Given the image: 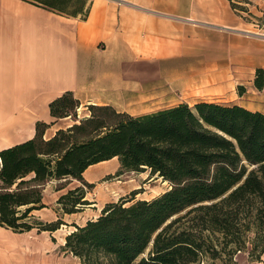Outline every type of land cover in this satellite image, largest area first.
Segmentation results:
<instances>
[{"label": "trees", "instance_id": "obj_1", "mask_svg": "<svg viewBox=\"0 0 264 264\" xmlns=\"http://www.w3.org/2000/svg\"><path fill=\"white\" fill-rule=\"evenodd\" d=\"M26 1L85 19L92 0ZM228 1L236 14L250 13L241 0ZM254 85L264 88V68L255 69ZM79 106L65 91L49 102L54 121H36L32 137L0 149V226L51 232L68 224L36 215L46 207L45 184L80 181L55 201L58 212H80L91 203L84 186H93L83 172L117 157L120 170H149L169 186L150 199H134L133 190L105 202L85 222L73 221L63 249L76 264H236L235 253L248 243L251 255L264 253V111L199 100L131 114L89 103V115L46 136L51 124Z\"/></svg>", "mask_w": 264, "mask_h": 264}, {"label": "crops", "instance_id": "obj_2", "mask_svg": "<svg viewBox=\"0 0 264 264\" xmlns=\"http://www.w3.org/2000/svg\"><path fill=\"white\" fill-rule=\"evenodd\" d=\"M257 67L264 34L242 30L228 0H92L85 19L0 0V149L32 137L36 121H54L49 102L67 90L82 110L110 104L140 114L184 101L139 109L163 86L235 84Z\"/></svg>", "mask_w": 264, "mask_h": 264}, {"label": "rangeland", "instance_id": "obj_3", "mask_svg": "<svg viewBox=\"0 0 264 264\" xmlns=\"http://www.w3.org/2000/svg\"><path fill=\"white\" fill-rule=\"evenodd\" d=\"M241 1L250 11V13L242 11V16L237 14L241 18V29L264 34V28L258 27L257 22L259 20L256 19V17H260L261 22L264 23V0ZM145 70L147 69L145 68ZM254 79L255 70L250 72L242 69L240 79L235 84L195 81L190 85L174 89H167L163 86L159 97L147 100L145 107L139 109L155 108L159 105L171 104L180 100L193 104L195 100L204 98L228 103L240 101L248 105L264 107V90L255 87ZM238 85L244 87L242 94L238 92ZM73 113V115L57 120V125L50 126L47 130V136L52 134L56 127H66L73 123L74 118L79 119L87 116L90 111L88 107L82 110L79 106L76 112ZM86 177L93 178V181L87 180L93 182V186H84L86 197L91 203L85 205L84 210L77 213L68 214L56 211L55 208L58 206L55 201L68 188L82 184L80 181L71 178L68 180L65 178L52 179L46 183L43 189V201L46 207L35 211L36 215L43 221H52L61 217L68 224H63L57 230L51 232L38 231L37 229L14 232L9 228L0 226V264H76L78 258L63 249V240L67 232L73 228L71 226L73 221L83 223L87 218L98 214L99 208L105 202L117 200L120 197H130L133 190L137 191L134 199H150L165 191L169 186L167 181H162L160 177L150 175L149 170H120L117 159L90 168L86 172ZM61 186H66V188L63 190L58 189ZM250 245L248 243L246 248L235 253L234 260L236 264H264V253L258 256L251 255L249 252ZM211 261V259H206L203 264H212ZM215 263H218V260H215Z\"/></svg>", "mask_w": 264, "mask_h": 264}, {"label": "bare ground", "instance_id": "obj_4", "mask_svg": "<svg viewBox=\"0 0 264 264\" xmlns=\"http://www.w3.org/2000/svg\"><path fill=\"white\" fill-rule=\"evenodd\" d=\"M63 242H64V240H63ZM3 261V260H2Z\"/></svg>", "mask_w": 264, "mask_h": 264}]
</instances>
